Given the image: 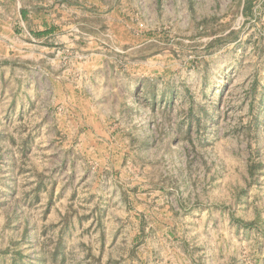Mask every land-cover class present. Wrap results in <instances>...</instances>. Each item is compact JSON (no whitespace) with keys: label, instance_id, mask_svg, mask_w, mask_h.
I'll return each mask as SVG.
<instances>
[{"label":"rangeland","instance_id":"obj_1","mask_svg":"<svg viewBox=\"0 0 264 264\" xmlns=\"http://www.w3.org/2000/svg\"><path fill=\"white\" fill-rule=\"evenodd\" d=\"M8 18L0 264H264V0Z\"/></svg>","mask_w":264,"mask_h":264},{"label":"crops","instance_id":"obj_2","mask_svg":"<svg viewBox=\"0 0 264 264\" xmlns=\"http://www.w3.org/2000/svg\"><path fill=\"white\" fill-rule=\"evenodd\" d=\"M0 20V62L12 65L16 57V44L10 30V19ZM71 109L74 110L73 107Z\"/></svg>","mask_w":264,"mask_h":264}]
</instances>
